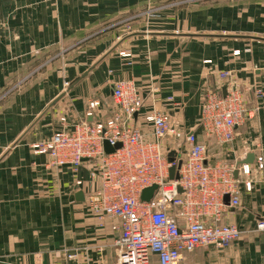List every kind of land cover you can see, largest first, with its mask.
<instances>
[{"label": "crops", "instance_id": "obj_1", "mask_svg": "<svg viewBox=\"0 0 264 264\" xmlns=\"http://www.w3.org/2000/svg\"><path fill=\"white\" fill-rule=\"evenodd\" d=\"M122 80L133 81L144 100L133 124L148 139L145 115L170 116L174 130L162 140L168 155L186 157L191 131L214 161L252 155L245 163L253 188L241 184L240 206L223 217L240 236L225 248L185 253L178 264H264L257 227L264 168L255 165L264 157V98L255 95L264 90V0H0V264H119L120 231L112 228L119 220L99 219L88 207V193L99 187L93 161L50 166L32 145L112 115L114 84ZM231 84L249 109H259L220 144L199 126L202 104L208 90Z\"/></svg>", "mask_w": 264, "mask_h": 264}, {"label": "built area", "instance_id": "obj_2", "mask_svg": "<svg viewBox=\"0 0 264 264\" xmlns=\"http://www.w3.org/2000/svg\"><path fill=\"white\" fill-rule=\"evenodd\" d=\"M218 74L225 80L231 77L228 70ZM255 95L263 99L264 90L256 88ZM113 99L118 109L112 115L96 122L75 123L50 139L34 143L32 148L47 154L50 166L71 165L77 169L85 160L93 161L99 187L88 193V207L99 219L119 220V225L112 227L120 231L116 242L119 264H151L154 257L158 264H178L185 253L199 247H228L240 236V228L223 222L224 213L240 206L241 184L247 190L253 188L250 165L214 161L207 145L191 131L185 138L189 149L180 159L178 178L171 179L169 169L179 160L169 162L162 148L163 138L174 130L170 116L159 111L145 115L153 132V138L148 139L133 124L144 104L135 83L116 82ZM98 104L90 103L91 110ZM258 109H249L244 92L232 84L225 87V94L211 89L203 100L199 126L206 137L226 144L234 140L236 128L254 117ZM105 141L112 146L121 143V147L106 153ZM255 165L264 168L262 155ZM153 185L158 187L154 196L143 200V191ZM171 208L183 218L182 223L171 215ZM257 227L264 230V221Z\"/></svg>", "mask_w": 264, "mask_h": 264}, {"label": "water", "instance_id": "obj_3", "mask_svg": "<svg viewBox=\"0 0 264 264\" xmlns=\"http://www.w3.org/2000/svg\"><path fill=\"white\" fill-rule=\"evenodd\" d=\"M222 92H223V94H225V89H223ZM63 96H64V94L57 97L55 99V101L52 103V105L55 104L58 100H60V98H62ZM120 147H121V143H117L116 145L112 146L107 141L104 142V149H105L106 153H113L116 149H118ZM174 155H175L174 152L169 153V155H168L169 162H173L175 160ZM251 160H252V155H249L245 161H240V162L241 163L251 162ZM181 163H182V161L179 160L177 166H172L169 169V174H170L171 179H177L178 178L177 170H178V168H180ZM157 188H158L157 185H153L151 187L146 188L142 193V199L149 201L154 196ZM179 191H182V190L179 188ZM78 196H79V198H84L83 192L78 193Z\"/></svg>", "mask_w": 264, "mask_h": 264}, {"label": "rangeland", "instance_id": "obj_4", "mask_svg": "<svg viewBox=\"0 0 264 264\" xmlns=\"http://www.w3.org/2000/svg\"><path fill=\"white\" fill-rule=\"evenodd\" d=\"M236 1H238V0H231V2H236ZM261 221H264V220H261ZM260 222V221H259Z\"/></svg>", "mask_w": 264, "mask_h": 264}]
</instances>
